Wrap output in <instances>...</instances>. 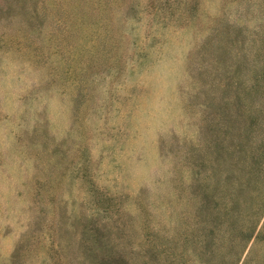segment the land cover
<instances>
[{"label": "rangeland", "instance_id": "1", "mask_svg": "<svg viewBox=\"0 0 264 264\" xmlns=\"http://www.w3.org/2000/svg\"><path fill=\"white\" fill-rule=\"evenodd\" d=\"M255 37L264 152V0H0V264H264L213 189Z\"/></svg>", "mask_w": 264, "mask_h": 264}, {"label": "trees", "instance_id": "2", "mask_svg": "<svg viewBox=\"0 0 264 264\" xmlns=\"http://www.w3.org/2000/svg\"><path fill=\"white\" fill-rule=\"evenodd\" d=\"M257 39V37L254 39L256 49L246 54L248 58L244 63L247 69L244 76L247 77V81L251 80V83L245 88V95L238 93V104L244 105L242 114L244 124L240 125L239 118L233 117L232 121L236 126L227 135L232 138V143L228 147L224 144L225 135L219 136L218 165L216 174L214 173L216 178L211 177L216 179L212 187L218 194L220 202L228 211L235 212V216L243 218L244 229L247 231L244 235L250 239L254 237L264 219V152L259 140L262 110L258 95L260 51ZM250 75H253L251 79ZM225 148H227L226 151ZM259 172H262V175ZM207 178L209 177L198 180L203 182L201 179L207 181ZM230 255L231 257H227L222 254V264H235L237 260L235 254L232 252Z\"/></svg>", "mask_w": 264, "mask_h": 264}]
</instances>
